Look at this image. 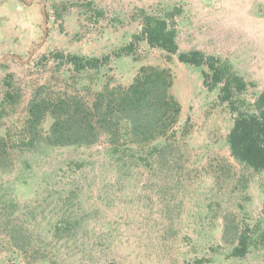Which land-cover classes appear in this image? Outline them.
<instances>
[{"label":"rangeland","instance_id":"1","mask_svg":"<svg viewBox=\"0 0 264 264\" xmlns=\"http://www.w3.org/2000/svg\"><path fill=\"white\" fill-rule=\"evenodd\" d=\"M28 1L0 0V62L14 56L0 63V264H264V171L228 142L264 91V0ZM143 11L176 26L181 50L245 79L237 112L221 84L204 86L206 66L134 39ZM60 52L111 60L78 72ZM142 66L168 69L181 105L154 131L122 120L115 138L98 126L92 143L54 145L50 111L28 128L33 98L76 99L86 115L98 92L129 86ZM244 232L249 252L233 256Z\"/></svg>","mask_w":264,"mask_h":264},{"label":"trees","instance_id":"2","mask_svg":"<svg viewBox=\"0 0 264 264\" xmlns=\"http://www.w3.org/2000/svg\"><path fill=\"white\" fill-rule=\"evenodd\" d=\"M142 30L134 35V39L142 37L154 48H160L169 54H174L179 61L203 69V84L209 90L220 87L219 99L228 103L232 112H237L234 95L247 89V82L235 73L228 64H224L218 57L194 49L184 51L180 49L176 26L168 19L152 15L146 11L142 14ZM134 42L131 41L121 52L131 53ZM57 58L66 60L73 68L82 72L88 69H99L111 60L110 55L84 56L78 54L53 53ZM173 78L168 69L155 66H142L127 87L122 85L111 88L109 85L96 97L87 108L88 114L81 115L78 108L82 103L79 100H53L33 98L29 106L28 128H38L47 111L54 117L48 141L54 145H67L72 143H92L97 137L98 126L108 129L112 138L117 131L120 121L127 120L139 132V127L147 131H154L159 125L158 121L167 115L173 108L176 116L181 112L180 103L170 94ZM7 96H11L8 92ZM256 111L239 113L233 127L228 134V142L232 156L239 162L255 171H264V91L255 102ZM75 107V108H74ZM75 109V113L71 110ZM68 113L64 114L63 110ZM77 128L71 131L72 127ZM70 128V129H69ZM6 144V139L0 136V149ZM3 149V148H2ZM250 248L247 234L240 236L238 245L232 255L245 257Z\"/></svg>","mask_w":264,"mask_h":264},{"label":"water","instance_id":"3","mask_svg":"<svg viewBox=\"0 0 264 264\" xmlns=\"http://www.w3.org/2000/svg\"><path fill=\"white\" fill-rule=\"evenodd\" d=\"M33 0H29L28 1V3L29 2H32ZM44 24H45V26H46V15H44ZM45 37H46V35H47V27H45ZM38 48V46L35 48V50ZM9 57H14V56H12V55H7V56H5L2 60H1V62L3 61V60H5L6 58H9ZM0 62V63H1Z\"/></svg>","mask_w":264,"mask_h":264}]
</instances>
